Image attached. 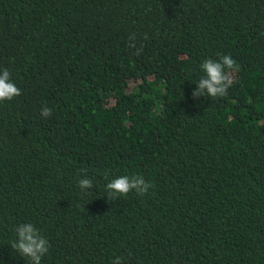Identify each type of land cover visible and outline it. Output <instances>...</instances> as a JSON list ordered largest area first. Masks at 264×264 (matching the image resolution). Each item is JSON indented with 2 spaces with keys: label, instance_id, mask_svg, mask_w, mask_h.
Instances as JSON below:
<instances>
[{
  "label": "trees",
  "instance_id": "trees-1",
  "mask_svg": "<svg viewBox=\"0 0 264 264\" xmlns=\"http://www.w3.org/2000/svg\"><path fill=\"white\" fill-rule=\"evenodd\" d=\"M224 55L228 94L193 99ZM4 69L0 264L23 223L41 264H264V0H0ZM125 175L148 193L109 201Z\"/></svg>",
  "mask_w": 264,
  "mask_h": 264
},
{
  "label": "clouds",
  "instance_id": "clouds-1",
  "mask_svg": "<svg viewBox=\"0 0 264 264\" xmlns=\"http://www.w3.org/2000/svg\"><path fill=\"white\" fill-rule=\"evenodd\" d=\"M200 67L204 76L195 82L197 87L193 90V99H199L202 96L225 97L234 83L232 71L235 69V61L231 56L224 55L219 61L206 59ZM20 95L21 89L12 81L9 71L2 70L0 72V103L11 101ZM51 115V108L42 107L41 116L43 118L47 119ZM78 186L86 194L87 190L93 187V182L85 177L78 181ZM150 187L151 185L141 176H119L106 185L107 197L109 201L115 200L119 197H126L132 191L143 196L148 193ZM15 231L17 239L11 243V248L21 257L27 258L29 264H41L43 256L49 251V241L31 223L20 224ZM122 259V257H116L112 264H122Z\"/></svg>",
  "mask_w": 264,
  "mask_h": 264
},
{
  "label": "rangeland",
  "instance_id": "rangeland-1",
  "mask_svg": "<svg viewBox=\"0 0 264 264\" xmlns=\"http://www.w3.org/2000/svg\"><path fill=\"white\" fill-rule=\"evenodd\" d=\"M133 84V83H132Z\"/></svg>",
  "mask_w": 264,
  "mask_h": 264
}]
</instances>
